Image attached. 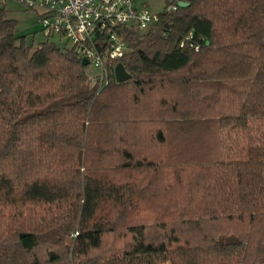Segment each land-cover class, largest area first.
Listing matches in <instances>:
<instances>
[{
	"label": "trees",
	"instance_id": "16d2710c",
	"mask_svg": "<svg viewBox=\"0 0 264 264\" xmlns=\"http://www.w3.org/2000/svg\"><path fill=\"white\" fill-rule=\"evenodd\" d=\"M178 1L100 90L0 1V264H264V0Z\"/></svg>",
	"mask_w": 264,
	"mask_h": 264
},
{
	"label": "built area",
	"instance_id": "2783aa9c",
	"mask_svg": "<svg viewBox=\"0 0 264 264\" xmlns=\"http://www.w3.org/2000/svg\"><path fill=\"white\" fill-rule=\"evenodd\" d=\"M37 16L36 31L87 61L89 84L97 90L114 78V68L126 52L121 34L131 28L145 32L157 14L133 0H13ZM176 7L171 6L174 10ZM190 37V35H189Z\"/></svg>",
	"mask_w": 264,
	"mask_h": 264
},
{
	"label": "rangeland",
	"instance_id": "374dc122",
	"mask_svg": "<svg viewBox=\"0 0 264 264\" xmlns=\"http://www.w3.org/2000/svg\"><path fill=\"white\" fill-rule=\"evenodd\" d=\"M3 5H5L6 10L10 18L15 19L18 22V30L20 33H25L31 39H34V43L43 39V37L36 31L35 24L37 23V16L35 13L26 10L21 4L13 0H0ZM136 7L140 8L146 6L152 14H157L161 12L165 5L173 0H133ZM91 69V68H90ZM89 69V71H90ZM91 71H93L91 69ZM178 131V130H177ZM262 133H264V126L262 127ZM174 134V133H173ZM174 140L166 142V149H169L170 146H173ZM194 146L199 142L194 140H189ZM171 149V148H170ZM166 185V184H165ZM160 200V199H159ZM162 202V198L160 200ZM67 244H70V239L66 241ZM111 242H107L102 249L103 253H109V247L112 246ZM122 241L117 242L114 248H121ZM119 246V247H118ZM119 249L115 250L116 252ZM113 252V251H112ZM167 258L165 254H159L154 256H140V257H130L126 259H121L120 261L112 260L108 264H158L166 262Z\"/></svg>",
	"mask_w": 264,
	"mask_h": 264
},
{
	"label": "water",
	"instance_id": "95a60500",
	"mask_svg": "<svg viewBox=\"0 0 264 264\" xmlns=\"http://www.w3.org/2000/svg\"><path fill=\"white\" fill-rule=\"evenodd\" d=\"M190 0H180L177 2V6L179 7H186L188 6ZM4 7L1 6V9H3ZM81 64L83 66H87V61L85 59H82ZM114 78L116 83H124L127 82L128 80H130V75L126 72V70L124 69L123 65L118 63L116 64L115 68H114Z\"/></svg>",
	"mask_w": 264,
	"mask_h": 264
}]
</instances>
